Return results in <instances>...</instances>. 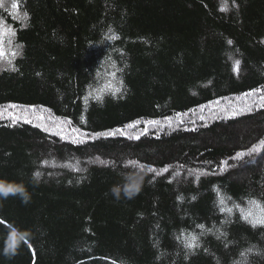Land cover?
Masks as SVG:
<instances>
[{"label": "trees", "instance_id": "obj_1", "mask_svg": "<svg viewBox=\"0 0 264 264\" xmlns=\"http://www.w3.org/2000/svg\"><path fill=\"white\" fill-rule=\"evenodd\" d=\"M222 6L0 0V264H264V0Z\"/></svg>", "mask_w": 264, "mask_h": 264}, {"label": "snow or ice", "instance_id": "obj_2", "mask_svg": "<svg viewBox=\"0 0 264 264\" xmlns=\"http://www.w3.org/2000/svg\"><path fill=\"white\" fill-rule=\"evenodd\" d=\"M234 2H235V0H233V3ZM223 4L225 6L221 7V11H226L227 10V7H226L227 0H223ZM12 7L15 9H19V3H13ZM7 33H11V35H15V30L0 26V37H2L3 35H5ZM112 39H118V37H112ZM228 43L231 44L232 41L229 40ZM16 54L17 53H15V52L11 53L12 56H15ZM6 55H7V53L4 51V49L2 47V42H0V59L4 58ZM8 62H9V64H11V60H9ZM239 65H240V61H238V60L235 61V64L233 66V70L237 73L239 72ZM12 70L15 71L16 69L13 67ZM117 91H118V89H117ZM97 98L99 99V97H97ZM85 99H87V98H85ZM261 99L264 100V97H262ZM11 107H15V105H12ZM149 123L156 124V123H158V121H149ZM134 126H135L134 124L129 125V127H134ZM73 131L74 132L78 131V129H73ZM114 134H115L114 132L108 133V135H114ZM130 138L139 139V136L130 137ZM259 143H260V145L264 146V140H261ZM256 150L257 149L255 147L252 149V151H256ZM247 154L251 155V152H249ZM245 155H246V153H243V152L237 153L236 159H241ZM136 163L137 162H132L133 167L136 166ZM139 167H140V170L142 171L144 166L140 165ZM148 170L149 171H156L155 169H153L151 167ZM165 171H167V169H165ZM36 175L39 176L40 173L37 172ZM3 181H5V180H0V192H2L5 188V184L3 183ZM8 188H9V190H11V185H8ZM135 190H137V189H136L134 184L130 185V187L125 189V191H135ZM221 202H223V201H221ZM249 204L258 207L260 209V211L262 213H264V203H261L258 200H250ZM237 207H239V206H237ZM228 211L231 212V209H228ZM241 211H242V218H244L245 220H249V217H253L251 220H249V222L252 224L253 227H255L257 224H264V216L254 217L251 209H249L247 211L242 209ZM0 226H2L3 230L7 231V233H8V248H7V250L14 252L15 248H16V244H17V236L19 235L16 232L15 226L13 224L8 223V221L5 218H0ZM199 227L203 228V225H199ZM19 239L21 241H23L26 245H28L27 239L24 235H19ZM195 241H196V237H192L186 246L189 248L197 247L198 245L195 243ZM28 247H31V245H28ZM247 251L250 252L251 249H248ZM241 255L243 256V255H245V253H241ZM241 264H244V262H241Z\"/></svg>", "mask_w": 264, "mask_h": 264}, {"label": "clouds", "instance_id": "obj_3", "mask_svg": "<svg viewBox=\"0 0 264 264\" xmlns=\"http://www.w3.org/2000/svg\"><path fill=\"white\" fill-rule=\"evenodd\" d=\"M3 183L5 184V188L2 192H0V198H4L6 199L8 196L10 195H20L25 202H27V193L23 187V185H16V184H13V183H9V182H6V181H3ZM8 185H11V190H9L8 188ZM138 191V189H137ZM113 192L119 196L120 194V189L119 188H115L113 189ZM125 194L131 198L134 194H135V191H125Z\"/></svg>", "mask_w": 264, "mask_h": 264}]
</instances>
